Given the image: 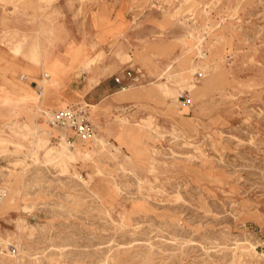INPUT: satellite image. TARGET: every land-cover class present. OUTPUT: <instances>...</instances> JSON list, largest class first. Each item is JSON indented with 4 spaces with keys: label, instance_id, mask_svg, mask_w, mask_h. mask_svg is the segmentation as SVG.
<instances>
[{
    "label": "rangeland",
    "instance_id": "374dc122",
    "mask_svg": "<svg viewBox=\"0 0 264 264\" xmlns=\"http://www.w3.org/2000/svg\"><path fill=\"white\" fill-rule=\"evenodd\" d=\"M40 49L93 144L8 117ZM0 187V264H264V0H0Z\"/></svg>",
    "mask_w": 264,
    "mask_h": 264
},
{
    "label": "crops",
    "instance_id": "0c3cea01",
    "mask_svg": "<svg viewBox=\"0 0 264 264\" xmlns=\"http://www.w3.org/2000/svg\"><path fill=\"white\" fill-rule=\"evenodd\" d=\"M98 21L99 22L102 21V18L98 19L97 22ZM34 58L39 63V65H38L39 70L42 73H45L48 76V78L46 80V86L43 85L42 81L37 80V82H36V83L41 84V86H42V90H41L40 96H38L37 94H33L34 93L33 90L29 89L26 84L22 83L23 81H20L18 79L19 81L16 84L11 82V84L15 86V88H12V91L14 93H18L19 94L17 96V98L15 100H12V99H10L8 97H3V99H2V102L5 103V104L10 103L11 101H13L14 104H15V106L10 109L11 112H9L8 117L14 116L16 113H20V115L23 114V116L25 115L26 118H28V120L26 121V118L24 116V119L22 121H26V122L34 121L33 110L35 112V115L38 114V112H37L38 109H40L41 112L46 111V112L49 113L48 110H50V111L51 110H58V109H61V108H64V107L68 106L69 103H70V100H71L70 98L61 97L60 96L61 94L59 93L58 88H57V86H59V84L61 83V80H63V78L67 75V72H68L66 70V68L62 65L61 61H59L58 58L52 59L48 52L43 51L41 49L36 52ZM62 60H63V58H62ZM26 67L28 68V67H32V66H26ZM129 69H132V68H127L125 70H129ZM116 76H118L121 79V85L128 84V80L123 75V72L118 74V75H116ZM91 80H96V78L91 77L90 81ZM29 84H31V83H29ZM99 84L100 83H97L93 87L84 90L83 94L84 93L85 94L89 93L92 88L97 87ZM113 85L115 87H117V89H118V92L112 94L113 96L114 95H118V94L121 95L122 93L128 91V89L125 90V91H121L120 90V84H116L114 82V80H113ZM86 86H88V85H86ZM137 88L138 87H134V88H132V90H135ZM130 91H129V93H130ZM118 98L119 97H114L113 101L115 103H117L115 101V99H118ZM26 101H27V103H24ZM120 104H122V103H120ZM92 105H94V107L97 106V104H92ZM41 114L43 115L45 113H41ZM90 114H91V117L94 118V116H96V111H94V109H92V111H90V113H89V110H88L89 121L92 124V126L94 127V129H96L97 128L96 125H94L91 122V120H90ZM23 123H25V122H23ZM48 128L52 129L53 131L55 129H57V130H59L62 133V134H59L57 132V130H56V132L58 133V135L60 137L57 134L56 135L54 134V136H52V134H51L50 137H58V140L62 141V136L64 138L66 136H68V132H63L62 130H60V129L56 128V127H48ZM96 136H97V129H96ZM76 140L80 141L79 139H74L73 140V145H74ZM81 142L82 143H87V142H84V141H81ZM93 143H94V141L91 142V144H93ZM61 144H63V143H58V147ZM85 145L89 146L90 144H85Z\"/></svg>",
    "mask_w": 264,
    "mask_h": 264
},
{
    "label": "built area",
    "instance_id": "2783aa9c",
    "mask_svg": "<svg viewBox=\"0 0 264 264\" xmlns=\"http://www.w3.org/2000/svg\"><path fill=\"white\" fill-rule=\"evenodd\" d=\"M123 75L128 80V84L126 85H121V79L118 76L113 78L116 84H120L121 91L129 89L139 81V78L136 77V73L132 70H125ZM197 75L202 77V73L200 72ZM47 78L48 76L45 73H41L39 81H43ZM18 79L24 81L26 77L20 74ZM34 88L35 93L40 96L42 90L41 84L35 83ZM185 103L189 104L190 100L187 99ZM46 123L49 127H56L63 132H68V136L65 137L64 141L69 148L72 147L74 139L91 142L94 137H96V129H94L89 121L88 106L86 104H76L58 110H52L46 118ZM3 196L4 190L0 187V203ZM11 252H13V249Z\"/></svg>",
    "mask_w": 264,
    "mask_h": 264
},
{
    "label": "bare ground",
    "instance_id": "6f19581e",
    "mask_svg": "<svg viewBox=\"0 0 264 264\" xmlns=\"http://www.w3.org/2000/svg\"><path fill=\"white\" fill-rule=\"evenodd\" d=\"M48 116H49V114H48V115H45L46 118H47ZM29 131H32L31 127L29 128ZM4 194H5V192H4ZM3 200H4V196H3V199H2V201H1V203H0V205L2 204Z\"/></svg>",
    "mask_w": 264,
    "mask_h": 264
}]
</instances>
